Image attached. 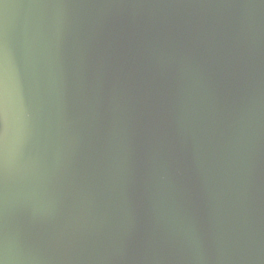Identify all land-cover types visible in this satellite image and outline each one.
I'll return each instance as SVG.
<instances>
[{"label":"water","instance_id":"1","mask_svg":"<svg viewBox=\"0 0 264 264\" xmlns=\"http://www.w3.org/2000/svg\"><path fill=\"white\" fill-rule=\"evenodd\" d=\"M5 40L39 117L24 236L72 233L91 264H264V0H0Z\"/></svg>","mask_w":264,"mask_h":264},{"label":"clouds","instance_id":"2","mask_svg":"<svg viewBox=\"0 0 264 264\" xmlns=\"http://www.w3.org/2000/svg\"><path fill=\"white\" fill-rule=\"evenodd\" d=\"M38 49L48 42L35 39ZM7 40L0 43V264H91L104 259L96 255L72 233L41 239L24 236L11 221L9 206L44 195V171L39 160L24 159V145L39 135V117L28 113L23 104V87ZM16 104L13 105L12 97ZM192 264L201 257L191 255Z\"/></svg>","mask_w":264,"mask_h":264},{"label":"snow or ice","instance_id":"3","mask_svg":"<svg viewBox=\"0 0 264 264\" xmlns=\"http://www.w3.org/2000/svg\"><path fill=\"white\" fill-rule=\"evenodd\" d=\"M12 103H13V105L16 104V100H15V97L14 96L12 97Z\"/></svg>","mask_w":264,"mask_h":264}]
</instances>
